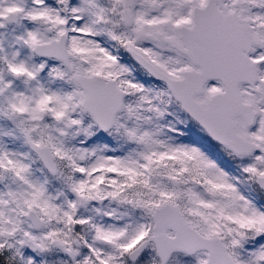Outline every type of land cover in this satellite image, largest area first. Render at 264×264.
Returning <instances> with one entry per match:
<instances>
[{
    "label": "snow or ice",
    "instance_id": "snow-or-ice-1",
    "mask_svg": "<svg viewBox=\"0 0 264 264\" xmlns=\"http://www.w3.org/2000/svg\"><path fill=\"white\" fill-rule=\"evenodd\" d=\"M0 264H264V0H0Z\"/></svg>",
    "mask_w": 264,
    "mask_h": 264
}]
</instances>
